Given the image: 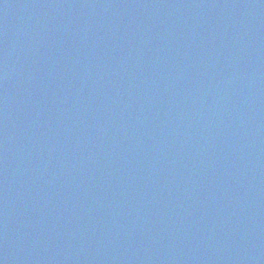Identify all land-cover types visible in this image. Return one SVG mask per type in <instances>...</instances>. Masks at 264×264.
<instances>
[{
  "label": "water",
  "instance_id": "water-1",
  "mask_svg": "<svg viewBox=\"0 0 264 264\" xmlns=\"http://www.w3.org/2000/svg\"><path fill=\"white\" fill-rule=\"evenodd\" d=\"M0 264H264V0H0Z\"/></svg>",
  "mask_w": 264,
  "mask_h": 264
}]
</instances>
